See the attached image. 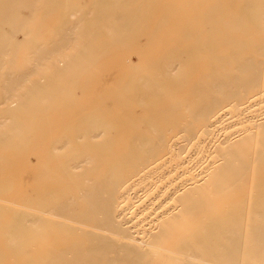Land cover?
<instances>
[{"label": "bare ground", "instance_id": "1", "mask_svg": "<svg viewBox=\"0 0 264 264\" xmlns=\"http://www.w3.org/2000/svg\"><path fill=\"white\" fill-rule=\"evenodd\" d=\"M0 264H264V0H0Z\"/></svg>", "mask_w": 264, "mask_h": 264}, {"label": "rangeland", "instance_id": "2", "mask_svg": "<svg viewBox=\"0 0 264 264\" xmlns=\"http://www.w3.org/2000/svg\"><path fill=\"white\" fill-rule=\"evenodd\" d=\"M22 13H23V14H26V12H25V11H23ZM62 66H63V65H62Z\"/></svg>", "mask_w": 264, "mask_h": 264}]
</instances>
